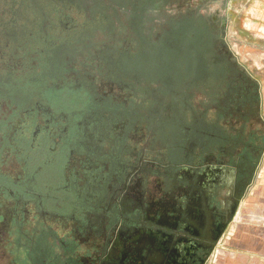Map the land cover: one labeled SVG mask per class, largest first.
Returning <instances> with one entry per match:
<instances>
[{
    "label": "flooded vegetation",
    "instance_id": "flooded-vegetation-1",
    "mask_svg": "<svg viewBox=\"0 0 264 264\" xmlns=\"http://www.w3.org/2000/svg\"><path fill=\"white\" fill-rule=\"evenodd\" d=\"M232 1L151 0L124 48L0 78V264H208L264 159Z\"/></svg>",
    "mask_w": 264,
    "mask_h": 264
},
{
    "label": "rangeland",
    "instance_id": "rangeland-1",
    "mask_svg": "<svg viewBox=\"0 0 264 264\" xmlns=\"http://www.w3.org/2000/svg\"><path fill=\"white\" fill-rule=\"evenodd\" d=\"M141 6L154 4L151 0H0V78L36 79L45 71L47 61L55 62L61 49L77 58L84 52L89 58L105 49L124 48V41L133 38L137 26L131 16ZM157 28L149 26L151 36ZM227 35L233 51L261 81L264 109V0H233ZM134 43L139 46L136 40ZM62 72L70 76L73 71L67 67ZM2 101L0 116L8 112V104ZM244 200L250 202L244 208L257 209L260 204L264 214V159ZM240 219L238 214L208 264L234 259L230 254L235 252ZM245 220L250 229L264 236V225L259 226L251 209ZM257 242L264 249V237Z\"/></svg>",
    "mask_w": 264,
    "mask_h": 264
},
{
    "label": "crops",
    "instance_id": "crops-1",
    "mask_svg": "<svg viewBox=\"0 0 264 264\" xmlns=\"http://www.w3.org/2000/svg\"><path fill=\"white\" fill-rule=\"evenodd\" d=\"M251 203L253 206H256L255 202ZM260 203V202H259ZM245 205H250V202L247 200L243 201L242 207ZM260 207V204H259ZM244 208L241 210L239 215L240 219V228L236 234V248L233 255L234 259H230L223 264H264V249L261 245H258L257 239L262 240L264 237L262 233H258L254 229H250L251 226L245 220L248 210H252L256 214L257 222L260 225H264V214L263 209L261 208ZM263 221V222H262Z\"/></svg>",
    "mask_w": 264,
    "mask_h": 264
},
{
    "label": "water",
    "instance_id": "water-1",
    "mask_svg": "<svg viewBox=\"0 0 264 264\" xmlns=\"http://www.w3.org/2000/svg\"><path fill=\"white\" fill-rule=\"evenodd\" d=\"M239 214V213H238ZM237 217V216H236ZM236 217L233 219V221L236 219ZM136 226H133V228H135ZM128 230H130V229H128ZM114 233H116V235H119V237H121V238H124V234H125V231H124V233H121L120 231H119V234H117L118 233V231H117V229L114 231ZM121 234H123V236L121 235ZM221 241V240H220ZM220 241H219V243H220ZM219 243H218V245H219ZM217 245V246H218ZM216 249H217V247H216ZM215 249V250H216ZM215 252V251H214ZM214 252H213V254H214ZM213 254H212V256H213Z\"/></svg>",
    "mask_w": 264,
    "mask_h": 264
}]
</instances>
